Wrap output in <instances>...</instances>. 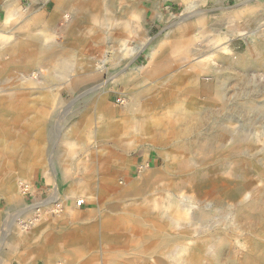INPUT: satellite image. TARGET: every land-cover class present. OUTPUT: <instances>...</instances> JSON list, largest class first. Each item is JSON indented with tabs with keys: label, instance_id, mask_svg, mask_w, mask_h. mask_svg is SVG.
<instances>
[{
	"label": "rangeland",
	"instance_id": "obj_1",
	"mask_svg": "<svg viewBox=\"0 0 264 264\" xmlns=\"http://www.w3.org/2000/svg\"><path fill=\"white\" fill-rule=\"evenodd\" d=\"M78 1L57 10L54 0H0L2 23L9 4L22 10L14 21L17 28H23L25 18L30 17L33 21L39 17L40 21H31L27 30L20 29L17 35L25 40L40 46H61L70 41V34L75 33L77 38L86 39L87 44L78 46L79 51L73 53V63L84 61L100 68L102 61L107 60L103 76L92 75L81 80L60 77L56 68L58 61L39 63L37 70L32 71L40 72L31 78L30 83H24L20 76L31 75L30 70L12 74L16 76L12 78L19 81L18 87L10 85L13 81L9 75L0 73V90H6L0 95V103H5L8 96L23 102L25 95L29 101L30 94L34 100H37L36 95L51 94L48 100H41L30 114L34 116L43 109L47 115L43 128L44 148L39 158L24 159L23 142L12 143L0 138V146L10 147L1 152L0 158L3 163L11 165V179L32 186L30 193L22 196L25 207L41 205L37 210L31 208L28 215L25 208H19L16 199L6 196L0 189V264L5 258L8 259L5 264H18V259L24 264H44L34 253L41 241L48 235L63 237L73 230L95 237L89 243L84 241L85 257L79 260L86 259L91 250L95 254L90 257L89 264H104L106 257L116 252L121 253V263L158 264L161 261L163 264H189L191 253H198V249L205 252L222 238L228 242L225 252L230 255L220 264H229L230 256H233L235 264H241L247 253L252 254L251 257L258 253L264 260V220L256 216L250 220L239 216L227 201L212 202L211 214H207L209 209L206 216L197 214L196 217L205 220L207 226L200 222L196 226L193 221L195 226L186 229L187 233H184L185 229H170V234H185L186 237L179 241L180 245L172 244L171 248L157 253L125 249L134 237L131 225L127 228L118 219H129L130 224L138 219L140 210L145 207L155 214L156 203L158 210L173 211L172 199H179L187 188L175 196L168 183L182 185V180L191 173L199 175L206 184L232 176L233 181H238L242 187L244 183L241 182L246 180L250 183L248 195L245 193L240 198L241 202L256 191H261L264 198V64L258 61L260 52L264 54V0H100L99 7L92 6L84 12ZM90 15L95 19L98 17V20H92ZM72 29L75 32L72 33ZM185 30L190 32L185 46L169 51L173 35ZM17 35L11 38L8 35L5 41H13ZM94 37H98L96 43L92 41ZM155 50L156 58L163 56L159 63L163 65L161 71L158 74L138 73L139 68L148 64V53ZM0 57L1 64L4 56L0 54ZM203 60L214 61L218 71L200 73L202 81L198 82L197 91L191 95V98L199 99V104H196L190 97L179 96L181 92L171 83L183 71H189L192 65ZM71 75L75 76V73ZM136 75L137 82L131 80ZM169 92L176 96L169 100L166 108L172 120L177 117L175 108L180 106L187 107L183 111L192 112L191 122H178L172 128L174 138L167 136V131L143 132L138 129L134 111L130 110L131 99L142 94L144 103L147 98H161ZM126 117L131 119L127 137L117 125H123ZM72 123L78 125L73 126L79 130L77 135H70L71 131L67 135ZM29 124H32V119H29ZM12 125L19 129L22 126L16 125V121ZM221 129H225L228 135L223 140L225 149L212 151L209 141L212 140L214 147L219 146L216 136ZM232 134L244 137L240 150L230 153L228 147ZM35 138L31 134L29 140L35 142ZM204 150L209 152L207 156ZM32 152L34 154V150ZM37 163L42 167L29 172L28 166ZM144 163L149 166L142 171ZM233 166L237 167L236 172L230 170ZM64 167L68 168L67 172ZM185 171L188 172L184 174ZM109 181L111 187L106 189L104 186ZM190 181L187 182L188 188L193 184L195 189L200 187V179ZM143 184L156 187L159 192L138 195L136 188L143 187ZM56 187L59 198L53 203L51 200L57 194ZM77 199L85 205L78 208ZM58 205L63 208L60 215L51 210V206ZM192 212L197 213L196 210ZM111 219L121 221L118 227L107 225ZM21 222L29 228L19 234L13 229ZM40 225L41 231L33 232ZM28 236L29 242H23ZM15 243L21 244L11 251L8 245ZM179 246L182 247L173 255ZM194 259L197 260L194 264L213 263L209 254H197ZM58 261L68 264V256L61 254L53 264Z\"/></svg>",
	"mask_w": 264,
	"mask_h": 264
},
{
	"label": "bare ground",
	"instance_id": "obj_2",
	"mask_svg": "<svg viewBox=\"0 0 264 264\" xmlns=\"http://www.w3.org/2000/svg\"><path fill=\"white\" fill-rule=\"evenodd\" d=\"M54 2L56 5V9L58 10V9L69 6L72 2H74V0H54ZM78 2L80 4H82L80 9L83 12H84V10H88V8H90L92 6L99 7L101 4L100 0H88L87 2L80 0ZM21 12H22V10L20 9V7H17L13 4H9L6 8V18L4 19L3 23L0 22V54L2 56H4L2 61H1V64H0V73H1V75H9L11 77V79H12L11 81H13V82H11V83L9 82L10 85H12L14 87L19 86V84H18L19 81L17 82V80L13 79L12 77H16V76H14L12 74H15L19 71L25 72L28 70L31 71V75L20 74V76H22L21 80L24 83L25 82L30 83L31 78L34 75L39 74L38 72H40V71L35 72L32 70H37L36 68L38 67L39 63H41L42 61H50V63L53 61H58L56 68H58V70L60 72L59 73L60 77H62L63 79L64 78H70V80H72V79L81 80V79H85L86 77L88 78L92 75H94V76H99V75L101 76L102 75L103 76V73L105 71V64L107 63V60H104L101 63L104 66V70H103L102 65H100L101 66L100 68H96V67H93L90 63H84V61L73 63V61H72L73 60V53H75L76 50H78V46L87 44L86 39H79L76 37L75 33H73V32H75L76 28L71 30L73 35H71V34L69 35V37H71L70 41L67 42L65 45H61V46H55L54 44H52V45L49 44L46 46L35 45L29 39L25 40V38L22 37L21 35H17L20 32V29L21 30L23 29V31H25L28 28H30L31 21H32V18H30V17L25 18V23L23 25V28H17L14 21H16L17 15L20 14ZM89 17L92 18V20H95V21L98 20V17L95 19V16H93V15L92 16L90 15ZM87 18H88V16L86 17V19ZM38 21H40L39 17H35L32 22L35 23ZM236 33H238V32H236ZM15 34L17 36L15 37V39L13 41H11V39L10 40L8 39L9 41H5L6 36L9 35V38H11ZM189 34H190L189 30H185V31L177 32L175 35H173V37L171 39V43L168 45L169 46L168 50L169 51L170 50L175 51V50H178L179 48L185 46V44L188 42V39L190 37ZM96 39H98V37L97 38L94 37L92 39V41L96 43V41H97ZM261 41H262V39H261ZM213 45H216V43L214 42ZM163 46H164V43H163ZM156 53H157L156 50L151 52V53H148V55H147L148 64L139 68L137 70L138 73L147 71L150 74L151 73L158 74L161 71V68L163 67V65H160L159 63L162 60L163 56L161 55V56H158L156 58ZM260 53H261V55L259 56L258 61L260 63L264 64V54L262 52H260ZM249 54H251V53L249 52L248 56H249ZM214 64H216L214 61H204V60L200 61V62L196 63L195 65H192L189 68V71L185 70L182 72L183 74L181 73L177 77L172 79L171 85L174 86V89H178L181 92V94L179 93V96H182L183 98L184 97L185 98H189V97L191 98V95L197 91V88L199 86L198 82L200 80L202 81L200 73L202 71H205V70H209L211 72H217L218 71V68L216 66H214ZM252 65H253V63H252ZM258 67H259V65H258ZM73 73H75V76L71 75ZM33 78H35V77H33ZM137 79H138L137 75L131 77V80H133L135 82H137ZM218 79H219V84H220L221 77H219ZM127 81L129 82V80H127ZM233 84H235V83H233ZM101 87H102V85H101ZM10 88H8L7 90H9ZM4 91H6V90H0V95ZM162 96L163 97H161V98L160 97H155V98L153 97L152 99L147 98L144 103H142V100H141L142 94L138 95L137 97H133L131 99V103H130V108H131L130 110L134 111V118L136 120V125H137L138 129L143 130V132H148L150 130L167 131L166 135L170 136L171 138H174L175 134H174V130L172 128H174V126L178 122H181V121H183V122L186 121L187 123H189L188 121L191 122V120L193 119L192 112H190V110H188L189 112H185L183 110H186L187 107L178 106L175 108V113H177L178 118L176 117V118H174V120H172L171 116L166 111V108L168 107L169 100H174V98L176 96L174 93H171V92L167 93L165 96L164 95H162ZM191 99L192 100L194 99V102L196 104H199V101H198L199 99L197 97H195V98L192 97ZM17 102H18L17 98H15L14 96H8L6 98L5 103H0V138L2 137L4 139H6L7 142H12V143L19 141V139H20V141H24L25 139L28 138L27 136H29V133L31 131L29 129V127L26 125L22 126L21 131L17 130L16 127L12 125V122L21 121L22 119L25 118L24 111H12V110L7 109L9 107V105H13L14 103H17ZM224 102H225V100H224ZM123 103H125V102L123 101ZM223 107H221L222 110H223ZM6 109L8 110L7 112H5ZM129 120H131V119L126 117V122H124L123 125L117 123V125L119 126V130H121L122 133L126 137L129 136V134H130V131L128 130ZM88 121H89V119H88ZM170 127H171V129H169ZM78 131L73 132V133L77 134ZM231 136H232V137H230L231 145L228 147L229 148L228 152L233 153V152L240 150V147H241L240 144L242 142V138L244 137V135L237 134L235 136L234 134H232ZM161 137H162V135H161ZM216 137H217V142H218L219 146L215 145V147H214L212 140H211V141H209L210 142L209 148H211L212 151H216V150L223 151L225 149L224 148L225 146L223 145V142H224L223 140H225L228 137L225 129H221L218 132V135ZM219 137H220V139H219ZM257 137H259V136H257ZM152 140H155V139H152ZM96 142H97V140H96ZM9 148L10 147H4L3 148L1 145L0 146V156H1V152L7 151V149H9ZM18 151H19V148H17L16 152H18ZM38 151H39V153H42V151H40V149H38ZM158 152H160V151H158ZM208 154H209V152L205 151L204 155L207 156ZM1 159L2 158H0V189H2V192L6 196H10L14 200L16 199L15 201H17L18 203H22V202H20L22 200V196H26L28 193H30L31 187H30L29 183H27V182L24 183V181H23V183H22V182H19L18 180H16V182L14 180H12L11 179V165L9 163H3ZM188 163H190V162L188 161ZM147 166H149V165L146 164V166H145V164H142V171H144V169ZM248 166H250V165H248ZM241 167H242V165H241ZM236 168H237L236 166H233V167H231L230 170L232 172H236L237 171ZM238 170H239V168H238ZM197 171H199V170H197ZM187 172L188 171H185L184 174H186ZM256 172H257V170H256ZM191 174L192 175L187 174L189 176L182 180L183 181L182 185L179 184V186H178V184H176V183L175 184L168 183L170 189L173 190L175 196L180 194V193L182 194L183 193L182 191L187 188L186 193H183L182 195H180L179 199L177 197L172 199V204L175 206V209L173 211H171V212L165 211L164 208L161 210L160 209L158 210V205L156 203V205L154 204L155 210L157 211L155 214H153L152 209L150 210L149 207L142 208L139 212L140 215H138V219L131 221L130 224H129V221H130L129 219L118 218L122 221V223L125 227L128 228L129 225H131L130 227H131V232L133 235L132 237H134V240L131 241L128 244V246L125 247V249L130 248V249L139 250L142 252L143 251H151V252L157 253L163 249L171 248L172 244H179L180 245L181 242H179V241L184 239V237H186V235L184 234V235L175 236L173 234H170L169 230L173 229V228H175V230L178 229L179 231L182 229L183 230L185 229L184 233H187L186 229H191L192 227H194L195 226L194 222H196V226L199 225L198 222L202 223L201 225L205 224V226H207L205 220L199 219L196 216L198 213H201V215L203 214L204 216H206L207 214H211V212L213 210L212 205H211L212 202L223 203L224 201H227V202H229V204H228L229 207L235 209V212L239 216H241L247 220H250L254 216L264 220V207H263V199L264 198H263V194L261 191L254 192V194L250 198L245 199L243 202H241V200H240V198L245 193H247L246 196L248 195L247 190L249 189L250 183H248L246 180H244V182H241V183H244L242 187L240 186L238 181H233V179L231 178L232 176H229L228 178H222V179H219L216 181H211L209 184H206L205 182H203L204 179L198 177L199 175L193 174V173H191ZM207 175H205V176H207ZM256 175H258V174H256ZM199 179H200V181L198 182V184L200 187L197 186L199 188L195 189V187H193L194 184L192 187L188 188L187 182H191L190 180L198 181ZM203 183H205V184H203ZM110 184H111V182H109L108 185L104 186V187L106 189H108L111 187ZM106 189H102V190L105 191ZM177 189H178V191L175 192L174 190H177ZM136 190H137L136 193H138V195H142V196H145V194H147V193L151 194L154 191L159 192L158 188H156V187L151 188V186H147V185L146 186L144 185L143 187L140 186V187L136 188ZM163 190H164V188H163ZM189 194H191V195H189ZM58 196H59L58 193L55 194V198L52 199L51 202L52 201H53V203L56 202V200L59 198ZM78 202H79V199H77L75 202L76 206H77ZM25 206L26 205H24L25 211L29 215V213H31L32 209L35 208L37 210V208L41 205H30L28 207H25ZM61 209H63V208H61L59 205L57 207L51 206V210L53 211V213H56L57 215L61 214ZM207 209H209V210L207 211ZM194 210L197 211L196 214H194V212H192ZM38 212H40V211L38 210ZM137 214H138V212H136V215ZM121 221H112V219H111L107 222V225L111 226V227L112 226L118 227V224H120L119 222H121ZM28 228H29V226L26 223L21 222V224L16 225V227L13 230H15L19 233H22L24 230H27ZM28 238H29V236H28ZM48 238H49V236H48ZM55 240H56V238H50L47 241L48 243L43 245V250L48 249L49 251H51V255L46 256V259H45L46 264H49L51 259L54 260L55 257L59 256V254L62 252V250H60L61 248H59V246H57V244H53ZM180 247H182V246L177 247V250L175 249L172 252V254L173 255L177 254ZM227 247H228V242H227V240H225V238L218 239L212 244V246L209 248V250L204 252V250L198 249L197 250L198 253L197 252L191 253V257L189 259V264H194L195 262L197 263V260L194 259L195 255H197V254H199L200 256L201 255L206 256L207 254H209L211 256V258L213 259L212 264H220V261L222 259H224L226 256L230 255V253L227 254L225 252L227 250ZM71 248H73V249H71ZM71 248L70 249L74 252L73 254H76V255L79 254L80 255L81 253H79V251L77 252L76 250H78V248H82V242L76 243L74 245V247L71 246ZM117 248L121 249L120 246H117ZM257 250H259V249H257ZM119 254H121V253H119V252H116L114 254L110 253L106 257V259L103 263L104 264L105 263L106 264H124V263L128 264L125 261L123 263H121V261H120L121 256ZM251 256H252V254H250V253L245 254L241 264H262L264 261L263 258L260 257L261 255L259 256L258 253H254L253 254L254 257H251ZM228 261H229V264H235L233 256L228 257ZM59 263H61V262H59ZM157 263L163 264L161 261L160 262L158 261ZM2 264H4V263H2Z\"/></svg>",
	"mask_w": 264,
	"mask_h": 264
},
{
	"label": "crops",
	"instance_id": "obj_3",
	"mask_svg": "<svg viewBox=\"0 0 264 264\" xmlns=\"http://www.w3.org/2000/svg\"><path fill=\"white\" fill-rule=\"evenodd\" d=\"M49 95H51V94H49ZM49 95H47V94L45 96L38 95L39 97H37V95H36L35 97H36L37 100H34L33 99V96L30 94L29 101L27 99L28 97L25 95L23 102L14 103L13 105H9V107L7 108L8 110H12V111H24L25 118L22 119L21 121H16V125H22V126L23 125H26L31 130L30 133H29V136H27L28 137L27 139H25L24 141H20V139H19V141H16L17 143L23 142L24 153H25L24 154V159H26V160L33 159V158L35 160V159L39 158L42 155V153H39L38 149H40V151L43 152V150H42L44 148V145H43L44 144V139H43V137H44V134H45V131H44L43 128H44V125H45L44 120L47 117V115L44 114L45 112H44L43 109L40 111L39 114H36L34 116H31L30 114H31V110H33V109L35 110L36 109V105L39 102H41V100L42 101L43 100H48L49 99ZM51 110H52V108H51ZM29 119H32V124H29ZM75 125H77V124L76 123L70 124V129L67 132V135H68V133H70V131H71V134L70 135H77V134L73 133V132H77L78 131L77 130V127H76V129H74ZM22 126H19L20 129L19 128H16V129L19 130V131H21L22 130ZM31 134H34V136H36V138H35L36 141L35 142H31L29 140V137H31ZM66 137H64L62 139V143H64V140H65ZM20 146H17V147H20ZM28 149H29V154H28ZM32 150H34V154H33ZM15 157L17 159L19 156L17 155ZM144 164H146V163H144ZM30 166H28L29 169H30V170H28L29 172L32 171L33 168H36L37 169L38 167H42V164L41 163L40 164L37 163V165L31 166V167ZM64 169H65V172L68 171V168H65L64 167ZM87 170L88 169H85V171H87ZM29 172H27V174ZM45 176H46V172H45ZM109 182H111V181H109ZM109 182H107V183H109ZM32 190L35 192V190L33 188H32ZM55 191L58 193V187L55 188ZM65 199H67V198H65ZM20 202H22V203H18V206H19L20 209H23L24 208V205H25V202H24L23 197H22V200ZM68 207H72V206L68 205ZM78 208H80V207H78ZM41 225L38 228L37 227L34 228L33 229V232L37 231L38 229L41 231V228H42ZM79 231H81V230H73V232H71V233L68 231V233H66V236L63 235V237H59V236H55V235H52V236L51 235H48L49 238L47 236V239L46 240H44V241L42 240L41 243H40V247H39L38 251L36 250L34 253H36V255L40 257L39 259H41L43 261V263L46 264L45 258H46V256L51 255V251H49L48 249L47 250H43V245L46 244V243H48L47 241L50 238H56V240L54 241L53 244H57V246L61 247V249H62V247L65 248L59 254V256L61 254H66L68 256V264H78V263L79 264H89L91 255L92 256L94 255V252H92L91 250L89 251L90 252V255L88 257H86V259H84L83 262L82 261L80 262L79 260H81V258L85 257L84 251H83V249H84L83 248L84 241H86V242L89 243V240H92L95 237L86 236V234L81 233ZM29 240H30V238L24 237V239L22 241L23 242H29ZM67 240H71L72 243L70 244ZM79 242H82V248L83 249L82 248H78V250H76V251L77 252L79 251V253H81V254L80 255L79 254H77V255L76 254H73L74 252L70 248H71V246L74 247V245L76 243H79ZM20 244L19 243L18 244L15 243V245H13V246H11L10 244L8 246L11 248V251H15L19 247ZM88 248H90V247L88 246ZM86 250H89V249H86ZM59 256L55 257L54 260L51 259V261H50L49 264H53V262H55V260L57 258H59ZM7 261H8V259L5 258V260L3 261V263L5 264ZM17 262H18V264H24L23 261L20 260V259H18ZM59 262H61L62 264H66L63 261H58L57 264H60Z\"/></svg>",
	"mask_w": 264,
	"mask_h": 264
},
{
	"label": "built area",
	"instance_id": "obj_4",
	"mask_svg": "<svg viewBox=\"0 0 264 264\" xmlns=\"http://www.w3.org/2000/svg\"><path fill=\"white\" fill-rule=\"evenodd\" d=\"M84 205H85V202H83V201H81V202L79 201L77 204L78 207H83Z\"/></svg>",
	"mask_w": 264,
	"mask_h": 264
}]
</instances>
